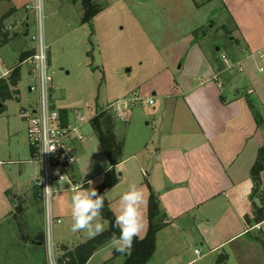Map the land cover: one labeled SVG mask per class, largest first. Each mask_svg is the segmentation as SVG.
<instances>
[{
	"label": "rangeland",
	"instance_id": "obj_1",
	"mask_svg": "<svg viewBox=\"0 0 264 264\" xmlns=\"http://www.w3.org/2000/svg\"><path fill=\"white\" fill-rule=\"evenodd\" d=\"M41 1L44 5L54 103L58 108L68 110L73 118L84 116L85 121H90L98 111L104 109L113 114L115 133L125 142L127 157L123 166L118 168L122 174L119 181L108 193L111 209L118 214L121 196L129 190V185L136 184L144 191L146 205L143 212L148 218L150 184L138 170L136 158L131 159L129 156L146 133L155 131L162 116L159 99L152 104L148 101L152 99L148 97L150 83L158 80L159 72L166 67L177 75L185 71L182 63L190 50L195 49L191 48L192 36L198 40L195 42L201 48L220 55L221 60L223 53L234 58L240 35L233 19L222 5L214 2L201 12L207 21L203 29L163 50L165 43L180 33H187L191 28L190 24L187 27L183 25L184 20L170 25L173 0H94L98 6H102V10L89 22L82 21L81 0H1L0 15L12 7L18 9L17 15L4 22L3 29H9L7 31L12 35L14 23L10 21H19L16 29L22 32H25L28 24L29 33L25 37L28 47L37 45L32 40L38 22L34 7ZM187 5L183 4L185 12H188ZM21 19L26 23H20ZM18 44V41H14L0 47V77L5 70L20 62ZM240 57L244 59L247 55L242 52ZM29 65L35 68L32 60L31 64L24 62L21 65L20 94L15 95L10 89L11 96L8 94L6 99H0L5 102V108L0 111V264H52L55 260L58 264H64L60 260L66 258V253L74 251L77 243L87 238L84 232L71 230V197L75 190L100 184L109 161L98 148V138L91 124H84L83 129L81 124L80 133L83 132L84 139L78 145L77 161L70 174L71 183H76L78 188L68 189L67 179L54 182L52 211L55 216L61 217L62 222L53 226L51 247L47 236L44 198L39 194L41 187L35 182L36 188L28 189L23 196L16 197L25 186L33 185L38 175V163L27 162L32 157L31 143L27 136V123L21 115L22 107L29 101L35 105L38 101V92L34 90L29 93L28 90L29 86L36 84L37 79L36 69L34 74H30ZM242 66L244 72L238 71L239 66L234 67V70L242 75L247 74L255 86H264V59H247ZM260 66L262 70L258 69ZM13 86L9 84V88ZM249 89L254 88L250 86ZM247 95L254 99V93L243 91L242 96ZM251 99L249 106L254 103ZM119 110L126 115L120 116ZM260 194L263 195L262 191L257 193L258 196ZM14 200L16 206L13 209ZM254 202L263 205L260 197L255 196ZM11 209L13 211L9 213ZM100 220L108 228V221L102 216ZM167 231L164 230L162 234L165 235ZM146 233L145 228L141 236ZM159 235L156 236V246H163V249H159L148 264H160L167 258L164 250L167 236L160 239ZM42 236L43 244H36ZM179 238L184 262L197 258L196 248L204 250L203 255L208 251L193 242L188 234ZM111 255V248H106L90 264L103 262ZM113 256L118 257L112 264H124L126 257L123 254L115 255L114 251ZM202 260L207 261L209 258L202 256ZM194 264L201 262L197 260Z\"/></svg>",
	"mask_w": 264,
	"mask_h": 264
},
{
	"label": "crops",
	"instance_id": "obj_2",
	"mask_svg": "<svg viewBox=\"0 0 264 264\" xmlns=\"http://www.w3.org/2000/svg\"><path fill=\"white\" fill-rule=\"evenodd\" d=\"M214 2L222 5L231 16L240 35L239 48L234 58L227 56L230 59L228 63L221 60L220 55L201 48L195 42L198 40L192 36L205 27L207 21L201 12ZM183 4H188V12L184 11ZM81 7L83 10V4ZM172 10L170 25L184 20L183 25L187 27L190 24L191 28L165 43L163 50L190 36L193 43L191 48L195 49L190 50L182 63V68H185L182 75L166 67L159 72L158 80L150 83L148 97L159 99L162 116L155 131L146 133L129 156L136 158L138 170L150 184L149 192L157 195L161 208L170 220V226H164L157 233L160 239L167 236L164 243L167 258L160 264H194L197 260L201 264H264V220L255 221L254 180L251 173L264 147V86H255L247 74L239 73L244 72L242 64L245 60L264 59V0H173ZM17 13L18 9L12 7L0 16L6 15L4 22H7ZM9 23H14L13 27L10 26L12 35L8 32L9 41L0 47L18 41L20 62L5 70L0 78H9L15 68L20 69L18 84H11L13 87L9 88V93L12 90L16 95L21 92L18 86L22 77L21 65L24 62L31 64L35 47H28L25 41L29 33L28 24L25 32H22L16 29L19 21ZM20 23L26 22L21 19ZM242 52L247 55L244 59L240 57ZM239 65L243 70L237 72L234 67ZM28 67L29 73L34 74L35 68L31 65ZM250 86L254 89H249ZM28 90L29 93L33 92L31 86ZM243 91L254 93V99L248 95L242 96ZM249 99L254 102L253 106H249ZM35 106L29 101L22 109ZM60 111L64 122L80 121L82 129L87 123L91 124L93 118L85 121L84 116L73 118L68 110ZM119 112L120 116L126 115L122 110ZM83 139L76 137L73 140L76 153ZM125 145L124 142L117 170L127 157ZM98 146L102 150L99 142ZM37 168L38 175L33 185L25 186L16 197L35 187L40 174L39 165ZM70 174L71 171L67 179L68 189L74 186ZM261 191L264 195V169L261 172ZM109 204L111 207L110 201ZM14 205L15 200L13 209ZM166 229L169 231L163 235ZM185 234L205 247L207 253L203 255L204 250L200 249L199 254L195 252L197 258L184 262L182 244L178 238ZM35 243L42 245L41 241ZM106 248H111L112 255L98 264L115 263L118 256H113L115 249L109 242L97 250L86 264H90ZM159 249L162 251L163 246H156L153 256ZM202 256H208L209 260L203 261Z\"/></svg>",
	"mask_w": 264,
	"mask_h": 264
},
{
	"label": "built area",
	"instance_id": "obj_3",
	"mask_svg": "<svg viewBox=\"0 0 264 264\" xmlns=\"http://www.w3.org/2000/svg\"><path fill=\"white\" fill-rule=\"evenodd\" d=\"M34 9L38 22L37 31L32 35V40L37 45L35 53L30 59L35 65L37 79L36 84L31 86V90L38 92V101L35 107L21 109V115L27 123V136L35 153L30 162H37L40 167V174L36 182L42 189L47 236L52 247L53 226L62 222V219L55 216L52 211L51 196L54 190V182L69 179V172L77 161L73 140L76 137L83 139L84 136L80 133L81 122H64L60 109L54 103L52 94L53 79L48 67V45L45 36L44 5L42 1L38 2ZM221 56L226 63L230 61L226 54L223 53ZM228 65L233 67L232 64ZM242 70V66L239 65V71ZM148 101L150 104L154 103L153 99ZM49 149H52V151H49ZM77 188L78 186L75 184L69 189L74 190ZM195 252L199 254L200 249H196ZM52 264L58 263L55 260L52 261Z\"/></svg>",
	"mask_w": 264,
	"mask_h": 264
},
{
	"label": "trees",
	"instance_id": "obj_4",
	"mask_svg": "<svg viewBox=\"0 0 264 264\" xmlns=\"http://www.w3.org/2000/svg\"><path fill=\"white\" fill-rule=\"evenodd\" d=\"M83 4V22H89L93 17L102 10V6H98L94 0H82ZM6 15L0 17V45L9 41V33L4 28V19ZM19 68H15L8 79H1L0 84L9 82L16 86L19 80ZM9 93V87L7 88V94L2 99L7 97ZM5 101V100H4ZM5 108V105L0 108V111ZM112 113H108L106 109L101 110L97 115L91 119V125L95 131L99 145L102 151L107 156L109 161V169L105 172L103 181L96 185L95 188L99 195H104L105 205L102 210L101 216L108 221L109 226L102 234L97 235L95 238L87 239L86 241L77 245L74 251L66 253V258L60 260V263L64 264H86L93 254L104 247L110 242L113 234L119 235V230L112 227L114 222L115 212L111 209L109 200L107 197L108 192L117 184L120 179V173L117 170V165L121 161L124 141L120 139L115 133V122ZM31 147V145H30ZM33 148L31 147V156H34ZM32 158V157H31ZM264 169V147L261 148L259 158L252 167V177L254 180L253 198L255 196L260 197L263 205H257L253 203L255 221L260 222L264 220V197L262 194L257 195L261 191V172ZM36 187V185H35ZM39 194L42 195V189ZM148 218L149 226L146 235L143 239L137 238L134 242V246L130 255L127 254L125 264H148L152 258L156 249V236L157 233L166 226L170 220L167 214L160 206L157 195L151 191L149 196L148 205ZM44 237L42 236L41 244H43ZM119 252L115 251V255Z\"/></svg>",
	"mask_w": 264,
	"mask_h": 264
},
{
	"label": "clouds",
	"instance_id": "obj_5",
	"mask_svg": "<svg viewBox=\"0 0 264 264\" xmlns=\"http://www.w3.org/2000/svg\"><path fill=\"white\" fill-rule=\"evenodd\" d=\"M89 183L91 185L92 182ZM104 205V195H99L95 188L75 190L71 197V230L84 232L89 239L106 231V224L100 220ZM145 205L144 191L136 184L129 185V190L120 198L119 212L114 214V222L111 225L119 230V235L113 234L110 240L115 251L130 255L135 240L143 239L141 233L146 228L143 212Z\"/></svg>",
	"mask_w": 264,
	"mask_h": 264
},
{
	"label": "water",
	"instance_id": "obj_6",
	"mask_svg": "<svg viewBox=\"0 0 264 264\" xmlns=\"http://www.w3.org/2000/svg\"><path fill=\"white\" fill-rule=\"evenodd\" d=\"M9 87V83L5 82L0 84V99L7 94V88ZM4 106V103L0 101V108Z\"/></svg>",
	"mask_w": 264,
	"mask_h": 264
}]
</instances>
